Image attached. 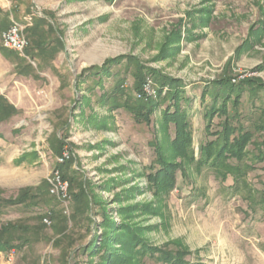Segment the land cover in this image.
Returning a JSON list of instances; mask_svg holds the SVG:
<instances>
[{
    "label": "rangeland",
    "instance_id": "rangeland-1",
    "mask_svg": "<svg viewBox=\"0 0 264 264\" xmlns=\"http://www.w3.org/2000/svg\"><path fill=\"white\" fill-rule=\"evenodd\" d=\"M13 22L24 26L28 54L0 40V95L19 111L0 122V228L9 225L21 244L0 250V264H166L147 256L104 263L102 249L84 253L106 215L140 227L152 245L186 250L191 264H264V161L237 192L230 178L221 183L194 163L184 162L185 176L177 172L169 195L154 196L147 181L157 145L181 161L171 155L174 125L162 118L173 110L164 79L180 81L179 107L196 159L200 143L212 138L204 128L210 101L204 86L250 77L264 84V69H255L264 62V0H0V34ZM118 57L124 59L107 73L84 72ZM140 78L150 85L141 97ZM143 98L152 114L146 117L144 108L135 117L129 107ZM260 98L264 91L253 94L257 104ZM241 100L250 115L247 93ZM244 128L261 139L249 118ZM59 142L72 156L71 192L82 185L87 198L77 203L44 187L24 204H6L21 188L45 179L57 184Z\"/></svg>",
    "mask_w": 264,
    "mask_h": 264
},
{
    "label": "trees",
    "instance_id": "trees-1",
    "mask_svg": "<svg viewBox=\"0 0 264 264\" xmlns=\"http://www.w3.org/2000/svg\"><path fill=\"white\" fill-rule=\"evenodd\" d=\"M251 33L253 32L251 31ZM177 36H179V32H177ZM35 43L38 44L37 41ZM248 45L250 43H247ZM25 52L28 54V49ZM123 59L124 57L109 59L102 66L94 65L86 68L84 72L107 73L112 64L119 63ZM255 69L258 71L263 70L264 62ZM140 73L138 71L137 75ZM142 80V78L138 80V85L136 86L138 91L142 87ZM164 80L172 88L167 91H169V100L172 101L173 110L170 111V108H166L162 112V118L165 124L171 122L174 125V137L170 141L171 155L172 157L180 156L181 161L171 160L168 155L164 154L163 149L157 145L155 148V165L152 171L147 174L148 186L152 194L154 196L169 195L176 185L177 172L179 171L182 177L185 176L184 172H182L185 163H194L198 169L203 166L209 167L213 170L215 176L221 180V183H224L227 177L230 178L233 182L230 188H233L236 192L238 188H242L243 185L246 186V173L249 170H253L256 163L264 161V101L260 98L257 104L253 100V94L264 91V84L261 79L258 77L242 78L237 84H234V81H231L230 78H222L209 82L204 86L202 97L206 93H209L210 97L209 104L206 105L203 114L206 122L204 128L205 134L212 136V138L200 143L198 149L199 157L197 159L191 147L192 136L189 122L186 118V111L179 107L180 99H182L180 81L173 78ZM159 90L161 91V87ZM244 93H247L249 99L248 112L250 115H244L242 111L244 105L241 98ZM141 100L140 104L137 106L130 105L129 108L135 110V117H137V113L142 114V109L146 108L145 116L149 117L152 114L153 105H148L147 99L143 98ZM124 106L127 105L124 104ZM18 112V109L5 96L0 95V122L7 121ZM214 118H219V128L216 131L211 129ZM245 118H249L253 129L262 134L260 140H252L253 132L244 128ZM63 145V143L59 142L57 147H55L58 157L62 156ZM248 146H251V149H248ZM67 152L68 158H64L61 163H57L56 170L59 179L67 183V195L70 194L74 201L79 203L81 196H84L85 199L87 197L82 185L79 192H71L74 189L73 179L72 175H69L68 172L70 170L68 169H71L69 164L72 161V156L69 150ZM64 167H67L66 174L63 173ZM44 187L47 188V191H50L48 179H45L40 185L19 189L18 195L13 199L6 200L5 203L8 205L24 204L31 193L37 192ZM145 208L151 209L148 205ZM48 214L45 217L50 220L51 213ZM43 218H41V222L45 225ZM104 218L99 225L102 230L100 236H95L90 245L83 248L84 253L92 254L102 249L103 253L100 258L104 263H115L131 259L139 262L143 257L147 256L166 264H191L184 260V256L187 253L186 250L173 252L167 247L152 245L141 236L140 227H131L124 223L117 224L107 215ZM10 229L12 228L9 225L0 228V250L13 251L15 247L21 244L16 232H7ZM115 244L118 248H121L122 252H116V248L113 247Z\"/></svg>",
    "mask_w": 264,
    "mask_h": 264
},
{
    "label": "built area",
    "instance_id": "built-area-1",
    "mask_svg": "<svg viewBox=\"0 0 264 264\" xmlns=\"http://www.w3.org/2000/svg\"><path fill=\"white\" fill-rule=\"evenodd\" d=\"M0 40L2 47L13 50L20 56H24L27 58L25 51L28 47V40L24 33V26L22 24L13 22L7 29L1 32ZM149 89V83H144L138 96L141 97L142 95L150 94ZM64 158H68V153L63 152L61 157H57V163H61ZM55 177L57 184L48 180L50 182V192L56 193L58 197H65L67 195V183L59 179L57 171L55 172ZM43 222L48 225L50 223V220L47 217H44Z\"/></svg>",
    "mask_w": 264,
    "mask_h": 264
}]
</instances>
